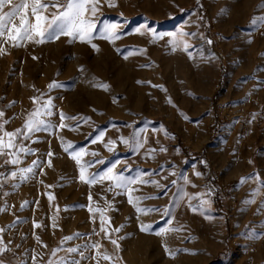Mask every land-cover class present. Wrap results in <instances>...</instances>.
I'll return each mask as SVG.
<instances>
[{"label": "rangeland", "instance_id": "rangeland-1", "mask_svg": "<svg viewBox=\"0 0 264 264\" xmlns=\"http://www.w3.org/2000/svg\"><path fill=\"white\" fill-rule=\"evenodd\" d=\"M262 3L264 0H115V11L123 13L131 26L146 24L155 32L164 34L183 26L186 31L197 33L185 37L191 45L192 57L189 58L182 47L172 50L167 44V35L154 40L147 29L140 32L145 43L141 40L139 51L132 43L124 62L118 56L108 59L102 48L97 63L92 62L95 59L91 54L84 57L83 96L67 101L77 113H65L77 117L66 123L79 126L59 131L54 127L51 132L34 133V137L40 139L35 143L25 141V144L30 143L29 146L38 152L31 157L28 155L22 164L26 166L37 156L41 158L49 148L58 156L67 154L59 139L62 137L64 142H73V149L86 147L90 152H97L96 157L89 154V160L102 159L103 163H94L89 169L91 172L103 171L120 160L122 163L117 169L125 175L135 176L139 169L149 178L167 184V189H158L152 184L133 185L139 188L134 196L151 197L141 200V206H155L161 211L137 213L128 203L126 190L120 191L119 195L116 190L108 191V181L90 186L77 178L78 171L62 167L60 170L65 161L58 157L54 172L44 168L41 174L38 168L26 181L17 180L16 187L10 182L5 191L7 195L3 194L0 207L6 210L0 212V227L5 228L4 240L11 241L13 249L4 259L11 264L26 259L32 264L31 250L35 249L38 260L46 261L50 249L60 245L64 236L88 233L94 227L98 231V214L94 224L89 219L92 214L87 210L91 192L94 207H105V197L113 202L107 212L111 226L123 225L119 233H113L121 245V264H264V188H260L254 178L259 173L260 179L264 180V125H252L247 142L241 144L238 140L239 119L223 121L216 112L217 103L230 105L237 115L258 113L264 108V25L251 23L254 16L264 13L259 7ZM199 33H204L212 43H207ZM218 48L227 55L226 61L217 56ZM212 53L216 59L211 58ZM123 68L126 79L121 80L119 87L111 88L107 96L99 94L92 98L86 95L90 92L87 84L92 75L102 80L117 75ZM137 78L143 83H138ZM54 99L58 105L57 97ZM97 109L98 114H93L96 120L81 119L91 117ZM49 119L56 121L54 125H57L59 113L54 112ZM161 125L168 135L161 130ZM134 128H144L147 136V143L140 153H134L120 142L114 152H109L102 142L92 143L101 130L106 132V142L108 138L130 136ZM160 146H165L167 152H159ZM176 147L181 149L179 155L174 151ZM152 148L157 149L154 158L143 155ZM201 160L207 164H200ZM194 163L197 165L195 170L203 173L201 177L193 175ZM169 164H175L179 173H187L198 185L195 188L188 185L187 191H207L205 185L212 188L210 208L193 212L181 202L178 207L173 204V216L160 218L163 207L169 205L173 193L179 190L170 181L177 179L183 184L179 176L168 174L167 167L163 172L159 171L161 165ZM43 165L46 163L41 167ZM217 175L225 189L216 185L213 176ZM162 176L165 178L161 179ZM241 177L251 178L241 183ZM47 185L53 187L49 189ZM257 188L260 191L254 201L246 203L252 198L253 189ZM47 191L54 195L51 202ZM165 191L167 195L163 194ZM25 200L28 204L21 209ZM54 215L58 217L57 228L51 227L50 218ZM17 217L21 218L20 221L10 226ZM33 219L40 221L43 227L33 228ZM169 220H172L171 225ZM140 223H151V230L141 231ZM164 227L169 231L157 235ZM36 236L48 247L38 242ZM99 238L91 237L93 240ZM89 239V236L81 235L60 247L83 244ZM101 242L112 250L107 240ZM165 245L175 253L174 256L168 255ZM25 250H28L27 255ZM82 264H92V261L84 260Z\"/></svg>", "mask_w": 264, "mask_h": 264}, {"label": "snow or ice", "instance_id": "snow-or-ice-1", "mask_svg": "<svg viewBox=\"0 0 264 264\" xmlns=\"http://www.w3.org/2000/svg\"><path fill=\"white\" fill-rule=\"evenodd\" d=\"M102 4H107L109 7L116 6L115 0H66L64 4H61L59 0H18V2H13V0H0V56L9 54L10 48L18 47L22 42L34 41L36 43H42L45 39H56L62 34L74 37L81 42H87L93 49H97L98 45L93 42V35L97 27L98 17L102 14ZM259 7L264 9V3L259 5ZM6 8L7 10H5ZM181 11H183V9H181ZM121 15H123V13H121ZM200 19L202 20L203 18L201 17ZM185 23L188 22L186 21ZM251 23L253 25H264V13L259 16H254ZM121 28L122 26L118 23L106 22L103 27L99 29V35L109 41H114L119 38ZM142 29H147V31L152 34L154 40L167 35V44L172 46V50L175 51L182 47V50L187 52L189 58L192 57V52L189 51L191 45L185 37L195 36L197 33L188 32L183 26L177 28L175 32H169L167 34L157 33L146 24L135 28L134 32L140 33ZM199 35L202 38H205L207 43H212L210 38L204 37V33H199ZM211 58H217L215 53L211 54ZM79 68L81 71L84 70L83 65H80ZM138 83H143V81H138ZM100 86L105 87L104 85ZM56 87H60V84L55 80L47 85L48 91H51ZM37 92L39 93L38 95L30 97L33 107L27 112L22 127L8 130L6 125L9 123V119L6 118L4 110L0 109V159L3 160V164H0V167L7 169V171H0V189L4 187L6 182H11L13 187H16L17 180L21 182L26 181L31 176L35 175L38 168L40 173L43 174L44 168L41 167L42 164L46 163L48 167L53 165L52 157L54 156V153L50 148L46 154L45 160H41V158L37 156L26 166L22 164V161L26 156L38 152V149L25 144V141L35 143L40 139V137H34V133L40 131L51 132L54 127L59 131V129L79 126L78 124L73 126L66 123V121L69 120H76L77 117L67 116L63 110L59 111V123L53 125L52 121L49 119L54 115L53 97L51 95L45 96V93L39 92V90H37ZM169 102H172L170 97ZM181 114L183 115V113ZM255 116L256 114L253 113L252 118L255 119ZM81 119L87 121L91 120V117ZM185 119H188V117L185 116ZM249 123H251V121H249ZM161 130L164 131L165 135H168V132L164 129L163 125H161ZM152 131L155 132L156 129H152ZM144 133V128H134L130 136L126 137L120 135L117 138H108L105 142L106 132L101 130L95 136L92 143L95 144L96 142H102L109 152H114L117 150V143L120 142L132 149L134 153H140L141 149L147 143V136L144 135ZM172 138L174 139L175 137L173 136ZM59 139H61L64 151L76 162L79 173L77 178L80 181L90 186L97 182L108 181L110 182L108 191L116 190L117 195L120 194V191L126 190L128 203L133 205L137 213L161 211V209L156 208L155 206H141L139 203L141 200L149 199L151 197L134 196L133 193L138 191L139 188H134L133 185L152 184L158 189H167V184H162L159 180L149 178L147 173L140 171L139 169L136 171L135 176L125 175L123 171L117 169V165L122 163L120 160H116L103 171L91 172L89 169L93 167L94 163H103V160L85 161L83 158L89 154L92 157H96L97 152H90L86 147L73 149L72 141L64 142L62 137H59ZM156 151V148H152L144 152L143 155L146 157L153 156L154 158V153ZM158 151L162 153L167 152V148L165 146H160ZM174 151L179 155L181 149L176 147ZM124 163L127 167H131V165H127V162ZM200 164L206 165L207 161L201 160ZM165 167H167L169 175L179 176L183 181V184H179L177 179H172L170 181V183L176 185L179 190L177 193H173L169 205L163 207V215L160 217L161 219L165 216H173V204L175 207H178L181 202L186 203L187 207L193 212L204 211L211 207V187L205 185L204 187L207 191L189 192L187 191L188 185H191L194 188L198 187V185L189 178V175L187 173H179L175 164L161 165L159 171L163 172ZM196 167L197 165L195 163L192 164L193 175L195 177H201L203 173L195 170ZM164 178L165 177L163 176L161 177V179ZM249 178L251 177H241L240 182L243 183ZM254 178L257 180L260 188H264V180L260 179L259 173H256ZM40 183H43V181H40ZM52 187V185H47V188L49 189ZM260 188L253 189L252 198L245 202L252 203L255 199V195L259 193ZM163 194L167 195V192L165 191ZM4 195L6 196L7 193H4ZM46 195L50 202L54 199V195L51 191H47ZM88 200L89 204L87 205V210L92 214L89 219L95 224L98 214L99 230L97 231L94 227L92 231L88 233L76 232L64 236L60 241V245H64L66 241L78 238L81 235H87L90 239L83 244H77L66 248H61L60 245H58L57 247L50 249L46 261L38 260V254L35 252V249H32V264H82V261L84 260H90L92 261V264H101L102 261L104 264H121L122 257L119 255L121 245L119 243V238L115 237L113 233H119L121 228H123V225L121 224L116 227L111 226V217L107 215L108 210L113 207V202L108 201L105 197V207H94L92 205L93 196L91 192L88 194ZM193 201H198V203H193ZM27 204L28 201H23L21 203V209ZM56 208L58 213L59 205H57ZM5 210V207H0V212ZM57 218L56 215L50 218L52 220V228L59 227L58 223H56ZM20 219L21 218L17 217L16 221L10 226H15V223L19 222ZM168 223L171 225L172 220H169ZM32 225L33 228L43 227V224L35 219H33ZM139 227L141 231L148 232L151 230L152 225L151 223H140ZM167 231H169L168 227L160 228L157 235L164 234ZM4 232L5 228L0 227V264H9V261L4 259V256L9 252H13V249L10 247L11 241L4 240ZM33 235H35V233H33ZM93 235L100 238L93 240L91 239ZM35 238L38 242L43 244V241L39 236H36ZM102 240H107L110 243L112 246L111 251L102 244ZM43 246L48 247L46 244H43ZM16 247L19 246L17 245ZM165 250L168 252L169 256L175 255L173 251L167 248V245H165ZM185 251H188V249H185ZM27 252L28 250H25V255H27ZM61 252L64 254L60 255ZM73 254L78 255L79 258L77 259ZM13 255L15 256V253H13ZM15 264H28V261L26 259H19L15 261Z\"/></svg>", "mask_w": 264, "mask_h": 264}, {"label": "crops", "instance_id": "crops-1", "mask_svg": "<svg viewBox=\"0 0 264 264\" xmlns=\"http://www.w3.org/2000/svg\"><path fill=\"white\" fill-rule=\"evenodd\" d=\"M13 2H18V0H13ZM59 2L64 4L66 0H59ZM101 12L93 35V42L98 45L97 49H93L87 42H81L74 37L62 34L56 39H45L42 43L22 42L18 47L10 48L9 54L0 56V109L4 110L6 118L9 119V123L6 125L8 130L22 127L27 112L33 107L30 97L38 95L37 90L44 92L45 96L57 97L59 104L56 105V99L53 100L54 112L59 113L60 110H63L64 113L68 111L77 113L76 109L71 108L67 101L70 100L69 98L83 96V76L79 66L83 64L84 57L91 54L95 59L92 62L96 61L95 63H97L99 51L102 48L108 59L111 56H118L124 62L128 57L127 53L132 43L135 44L138 51L140 50L141 42L145 43V37L142 38L140 33L134 32V29L139 26H131L124 15L117 13L114 7H109L107 4H102ZM106 22L118 23L122 26L118 39L109 41L99 35V29ZM143 32H145L144 29ZM119 71L120 73L117 75L109 76L106 79L102 78V80H99L97 75H92L87 84L90 92L88 91L86 95L92 98H96L99 94L107 96L111 88L119 87L121 80L126 79L124 76L126 70L123 68ZM53 80L57 81L60 87L48 91L47 85ZM136 80L139 81L140 78ZM62 101L63 104H61ZM97 111L98 109L92 113L91 118L94 120H96L94 113L98 114ZM52 123L54 125L56 121ZM46 154H42V160L46 159ZM89 156L87 155L83 159L88 161ZM26 157L29 158V156ZM58 157L59 160L64 159L65 161L62 166L60 165V170L62 167L65 170L78 171L76 162L68 154L62 155V153L59 156L54 153L51 167H48L47 164L42 167L49 168L54 172ZM0 164H3L2 159H0ZM0 171H7V169L0 167Z\"/></svg>", "mask_w": 264, "mask_h": 264}, {"label": "built area", "instance_id": "built-area-1", "mask_svg": "<svg viewBox=\"0 0 264 264\" xmlns=\"http://www.w3.org/2000/svg\"><path fill=\"white\" fill-rule=\"evenodd\" d=\"M216 54L222 61H226L227 55L225 54L223 49L221 48L216 49ZM216 112L223 117L222 119L223 121H230L235 118L239 119L240 131H239L238 140H240L241 144L247 142L249 138L250 127L252 125H256V126L264 125V108L260 112L255 113L256 114L255 119L252 118V114L254 112H249L244 115H237L236 113L233 112L231 106L228 104L217 103ZM249 121H251V123H249ZM211 126H213V123H211ZM213 177L215 179L216 185H219V187L222 189L226 188V186L221 182L219 175ZM9 186H10V182H6L4 184V187L0 189V205H1L2 196ZM17 258H20V256H17ZM9 263L11 264V262Z\"/></svg>", "mask_w": 264, "mask_h": 264}]
</instances>
